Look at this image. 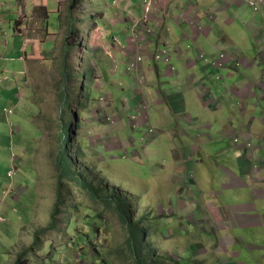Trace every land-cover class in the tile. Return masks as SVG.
<instances>
[{
  "label": "rangeland",
  "instance_id": "rangeland-1",
  "mask_svg": "<svg viewBox=\"0 0 264 264\" xmlns=\"http://www.w3.org/2000/svg\"><path fill=\"white\" fill-rule=\"evenodd\" d=\"M1 1L0 10L14 9L6 6V1L10 0ZM171 1L173 4L164 5L166 0H155L148 8L141 0L139 16L128 15L121 24L113 21L114 12L103 6L101 0H78L74 7L70 6L71 0H67V11L65 0H54L47 7L49 16L43 26L40 19L37 20L41 26L37 34L41 39L35 43V49L29 46L35 30L34 15L24 13L23 28L11 25L6 28L0 38L3 69L0 77L7 76V80L3 79L6 80L3 88L21 86L23 101L4 98L0 105V108L6 106L14 110L5 118L8 124L0 128V199H3L0 203V264H138L127 220L138 233L142 264H264V157L255 160L259 158V148L264 147V128L250 127L248 123L249 129H245L239 123L231 127L230 136L215 133L210 130L211 122L202 120L205 110L196 111L200 105L185 111L186 107L177 103L178 96L184 95L183 100L188 95L189 85L199 75V64L203 61L202 65L210 68L205 72L210 74L205 75L207 88L227 86L235 77L245 80L244 95L234 98L232 103L247 101L254 105L257 109L254 115L259 116L256 121L261 122L264 119V78L253 79L241 55H234L245 46L240 40L234 44L236 51L230 50L220 60L222 52L205 53L202 59L193 60L206 47L198 43L200 38H187L193 47L185 41L186 49L194 56L190 66L184 65L181 37L185 32L178 16L181 1ZM238 3L241 6L225 7L227 30H236L237 26L242 29L240 35L248 39L253 51L257 50L249 60H256L253 68L263 77L264 0H239ZM206 6L216 5L210 1ZM76 10L80 14L76 15ZM223 10L207 12L202 29L211 32L217 29L218 36L223 35L225 39L232 34L222 31ZM241 11H247L242 13L247 14L245 29L240 24L244 17H228ZM5 14L2 12L0 20ZM22 15L10 14L8 22H22ZM48 21H51L50 26ZM174 25L178 30H174ZM100 28H106L104 31L109 37L125 29L118 32L119 39L138 41L139 55L133 57L125 53L128 57L118 61L111 55L106 38L99 37L103 35ZM81 30L96 32L97 38L87 41V33ZM15 32H19L18 36ZM69 43L73 46L70 51ZM203 43L209 47L207 41ZM27 61L30 62L25 69L28 88H23L25 77L20 70ZM18 64L20 69H15L13 74L11 70ZM117 66L118 72H112ZM153 68L161 73L154 87L153 81L143 82L145 76L153 74ZM134 71L138 75L133 82L137 93L131 84L117 81L119 77H130ZM248 82L252 90L247 87ZM145 86L150 87V94H142L141 87ZM153 98H157V102H153ZM172 99L177 105L174 115H170ZM62 100H70L72 104L63 107ZM187 114L202 120L201 126L192 130L190 126L197 123L187 122L183 125L190 132L187 141L170 140L169 134L181 136L179 130L173 129ZM130 122H137L130 130L128 126L120 131L110 130ZM137 127L142 133L137 146L132 150L121 149V140L116 137L129 136ZM150 128L154 133H149ZM244 130L248 133L243 139L256 135L238 144L241 139L238 134ZM161 136L158 145L153 140L146 141ZM225 139H231L230 148L238 145L237 148L250 155L252 165L246 171L232 173L240 153L231 151ZM178 141H183L182 148L171 149ZM142 145H146L145 151ZM223 146L228 149L227 153L215 157ZM113 147L115 153L107 152ZM157 148L158 153H151ZM66 149L72 153L61 160L63 174L71 173L68 166L72 165L96 187L97 194L92 192L91 197L74 179L59 178L62 171L57 167V160ZM133 155H137V161L130 159ZM240 173L252 179L251 185L250 181L237 177ZM226 174L230 179H224ZM11 182L12 187L8 188ZM4 189L7 194L3 198ZM105 201L111 205H106ZM59 203L62 205L58 207ZM56 213L58 229L38 234L35 243L36 231L48 226L50 217ZM20 257L23 260L19 261Z\"/></svg>",
  "mask_w": 264,
  "mask_h": 264
},
{
  "label": "crops",
  "instance_id": "crops-1",
  "mask_svg": "<svg viewBox=\"0 0 264 264\" xmlns=\"http://www.w3.org/2000/svg\"><path fill=\"white\" fill-rule=\"evenodd\" d=\"M5 1V0H3ZM54 0H10V1H6V6L8 5L9 7H14V9L12 11H2L0 10V15L2 14V12L6 13L4 18H2L0 20V38L5 35L6 32V28H8L10 25L16 28H23V26L26 24V21H24V13L28 14V15H34V21L35 23V30H34V34H31V37L29 39V43L31 45V49L32 48H36V42H38L41 39V36L39 34H37V32L41 29V26L39 24V22L37 21L38 19H40L42 26L43 23L46 21L47 17L49 16L47 11V7L51 4V2H53ZM111 1V2H110ZM101 0L102 5L107 7L108 9H110V11L114 12V22L116 23H123L124 18L127 17L128 15L131 14H135L139 16L140 13V8L138 7V4L140 5V1L141 0ZM171 0H166L164 5H168V4H173V2ZM179 1V0H178ZM181 1V8H179L180 10V15L179 16V20H180V27L182 28V30L185 32V35L182 38V42L181 44H184L183 46V50L185 55H184V61L183 64L186 66H190V60L191 57H193V52L191 50L186 49V46L189 45L190 47H193V45H191V41L187 42L186 39L187 38H200L201 42L198 41V43L201 46L206 47V50L204 52H200L198 56L193 57L194 59H202L201 57V53H211L213 55H217L218 53H221L223 51H225L226 53L229 54V51H236V47L234 46V44L237 42V40H240L244 43V47L243 48H239L237 50V52H234V55H241L242 61L245 63V68L249 71L252 72V77L253 79H261L264 78L261 77V73H259L258 71H255L253 67L256 66V60L250 61L249 57L252 55V53H254L255 51H257L256 49L253 51V47L249 44V41L246 37L241 36V31L242 29H240L239 26H237L236 30H227V26L228 23L225 21L224 18V13H225V7L229 6V5H239L241 6L240 3H238L239 0H180ZM212 2L213 5H216L214 7H208L206 6L209 2ZM1 0H0V4H1ZM10 3V5H9ZM157 3V2H156ZM163 5V6H164ZM35 7V11L31 12L32 7ZM156 6V5H155ZM157 7L159 9H162V7H159L157 5ZM57 9L61 10L62 8H59L56 6ZM221 8H224L223 13H222V18L220 20V22L222 23L221 26L224 27V30L222 29V31L225 32L229 31L230 34H232L231 36H227L224 39V36H218V30L215 29V32H211V31H204L202 28L204 27V24L206 23V19L207 17V12H210L212 10L215 11H219L221 10ZM1 9H3V7H1ZM78 9V8H77ZM68 10V3L67 0H65V11ZM128 10L129 13L126 11ZM79 12V13H76ZM75 14H80V11L76 10ZM243 12H247V11H241V12H233L232 15H228V17H237V16H241L244 17L243 22L240 23L243 25L244 27V22L247 19V14H242ZM10 14H17L18 16H23V20L22 22H19L16 24H12L14 23V21L12 22H8L9 21V15ZM75 14L72 15V18H74V16H76ZM174 16H176V14L174 13ZM30 18H32L30 16ZM112 21V23H114ZM89 24V23H88ZM47 25L50 26L51 25V21L47 22ZM18 26V27H17ZM55 26V25H54ZM86 25H84L85 27ZM201 26V28H200ZM32 27V26H31ZM90 27V24H89ZM89 27H86L87 30ZM174 30H178V26L174 25ZM209 27V26H207ZM210 28V27H209ZM101 29V30H100ZM99 30L102 32L103 31V35H99L100 38L105 37L106 38V42L109 44V49H110V53L112 56H115V58L118 61L125 60L128 56H133L135 54H138V50H139V45H138V41L136 40H129V41H125V39H119L120 36L118 35V32H125V29L122 28V30L118 31L117 33H115V37L113 35H111L112 38H116L118 39V41H114L111 37H109V34L106 33L104 30L106 28H100ZM211 29V28H210ZM245 29V27H244ZM261 29L263 30V26H261ZM212 30V29H211ZM82 33L85 30H81ZM80 31V34H81ZM180 31V30H179ZM87 33V41H95V39L97 38V33H92L90 31H85ZM15 34H17V32H15ZM210 34H215V35H211ZM181 35V34H180ZM18 36V34H17ZM21 36V34H20ZM149 36V35H146ZM108 38V39H107ZM220 39L219 43L215 42L213 44V42L215 40ZM24 40V38H23ZM224 40V42L222 41ZM185 41L187 43V45L185 44ZM193 44H194V40ZM203 41H207L208 42V46L209 47H215L213 49L207 47ZM218 43V44H217ZM115 44H118V46H115ZM112 45L114 47H112ZM121 49V51H120ZM213 50H216L213 52ZM253 51V52H252ZM126 53V54H125ZM1 54V53H0ZM19 55V54H17ZM139 55V54H138ZM146 55V54H145ZM253 57H255V54L253 55ZM1 59L0 58V71L3 70L2 68V63H1ZM28 60V59H27ZM18 63V60H16ZM19 64L22 65V62H20ZM19 64L16 68L12 69L11 72L14 74L16 73L15 69H20L19 68ZM30 62L27 61L24 63V69L20 70L21 72V76L23 73V76L25 77V82L23 85L24 87H27L26 83H28L29 78L26 75V71L25 69L29 66ZM203 61H200L199 64V75H196L195 78L196 80H194L193 84H190L189 87V93L188 95H186L184 97L183 100H181L182 96H178L177 98H179L180 101H178V105L182 106V107H186L184 110L185 111H189L191 109V107H193L192 109H196L199 105L201 106V108L196 109V111H202L205 113L202 115V120H206L208 122H211L210 124V130H213V132L215 133H223L226 136H230L233 133V129L231 128L233 125H237L239 123H242V125H244L245 129H249L248 127V123H250V127H253L254 125H257L258 128H264V119L261 120V122L256 121V116L254 115V113L257 111V109L255 108L254 105H251L250 103H247V101H242L241 103H232L234 102V98L236 97H241L244 95V92L242 89L243 88V82L245 80L239 79V77H235L233 79V82L227 86H215L213 85L212 87H208V83L204 82L205 81V75H210V74H205V72H207L210 68L209 67H204L203 65ZM123 68L125 67V65H122ZM119 70V66H117V68L115 70H113L112 72H118ZM110 72V73H112ZM110 75V74H108ZM107 75V77H108ZM161 75V73L153 68V74H151V76H145L143 82H149V81H153V85L152 87H154L156 84H158L159 82L156 80V77L160 78L159 76ZM137 73L134 71L132 73V75L128 78L126 77H119L117 79L118 82H126L129 83L133 86L134 89V93H137V89L134 85V80H136L137 78ZM238 76H241V74L239 73ZM106 77V78H107ZM164 77V76H162ZM28 78V79H27ZM190 81H193V79L189 78ZM188 79V80H189ZM197 79H201L202 82L204 83H198ZM156 80V81H155ZM206 83V84H205ZM165 86V84H163ZM255 86H257L258 84H254ZM202 86H206L205 89H202ZM5 87V85L0 86V94L3 96H0V105L1 102L3 101L4 98H9L10 99H18V101H23V94L20 93V89L19 87H14L17 89V93H16V89L13 88H3ZM247 87L252 90L253 87L251 85L250 82L247 83ZM28 88V87H27ZM142 88V94L146 95V94H150L149 93V86H145L144 88ZM218 88V89H217ZM3 90H6V92H3ZM28 90V89H26ZM23 91V90H22ZM203 92H204V96H203ZM152 95V94H151ZM181 95V94H179ZM28 94H25V98H27ZM153 96V95H152ZM151 96V97H152ZM218 96V97H216ZM150 97V96H149ZM159 99V96H158ZM160 101V100H159ZM153 102H157V98H153ZM176 100L172 99L169 104L171 103V106L173 107V109H171L170 115H174L175 113L177 114L175 107H177V105H175ZM161 103V102H160ZM191 103V104H190ZM161 105L163 107H165L166 105H164L163 103H161ZM234 105V106H233ZM4 107L0 108V128L3 124H8V120H6L5 118L8 116L5 111H4ZM160 109V107H158ZM245 109V110H244ZM134 111V110H133ZM249 111V112H248ZM1 112H4L1 113ZM111 113V111H109ZM242 116L245 117V119L242 118ZM202 120H200L198 117H192V115L187 114V116L185 117V119H181L179 120V125L178 127H176L175 129H173V131L175 130H179L180 131V137L176 134H169V136L167 135V137L171 140V139H179L182 138L183 140L187 141V137H189V133L188 131L185 130V127L183 125L186 126L187 122L190 123H197V126L192 127V125L190 126V129L194 130L197 127L201 126V122ZM143 120H140V123H142ZM164 123V122H162ZM137 122H130V124L128 123V125L126 126H118V127H113L110 128V130H117L120 131L121 129L125 128L128 126V129L130 130L131 128H133L134 126H136ZM11 126H13L11 124ZM246 133H248V131H243L242 133H239V137L241 138L238 142V144L240 143H244L245 141H249L252 137H254L255 135L252 136V134L247 137V138H242L246 135ZM242 134V135H241ZM142 137V133L140 132V128H136L134 132H132L129 136L126 137H120L117 136L116 138L121 140V145L122 148L121 149H134L135 146H137V141L141 140ZM171 137V138H170ZM140 138V139H139ZM160 139H162V136L159 139H151L153 141H155L156 145H158L157 141H159ZM231 139H225V143L229 146H231ZM149 141V140H148ZM166 141V140H163ZM143 142V141H142ZM183 145V141H178L174 144V147H171L176 149V151L178 149H181ZM167 147H170L169 145ZM237 146H235L234 148H230L231 151H234L235 154L239 151L240 155H238V161L236 162V164L234 165L235 168V172H232L236 175L237 172H243L246 171L250 165H252V161L250 162L251 158L249 157L250 155L246 152V151H241L239 148H237ZM141 149H143L144 151L147 149L146 145H142ZM116 149L113 147L112 149L108 150L107 152H114ZM221 153L214 155L215 157H217L218 155L227 153V148L226 147H222L221 149ZM238 150V151H237ZM264 147L259 148V158L255 159V160H260L264 157V153H263ZM126 151V150H125ZM159 149L157 148L155 151H151V153H158ZM115 153V152H114ZM209 156V155H208ZM237 156V155H236ZM137 155H133L130 157V159H133L135 161H137L138 159L136 158ZM128 159V158H127ZM141 159V158H139ZM242 164H244V166H242ZM10 171V170H9ZM78 174V173H77ZM246 173H240L239 175H237V177L239 179H241L242 181H250V185L252 183V179L251 178H247L245 177ZM242 175V176H240ZM224 179H230L228 177V174L225 175ZM248 184V185H249ZM12 187V182L9 184L8 188ZM229 188V187H227ZM6 189V188H5ZM5 189L2 191L3 193V198L5 197V195L7 194ZM233 189V188H232ZM12 198H15L14 196H12ZM3 201V199H0V203ZM120 202V201H119ZM104 203V202H103ZM263 219H264V212L262 214ZM262 224V223H261Z\"/></svg>",
  "mask_w": 264,
  "mask_h": 264
},
{
  "label": "trees",
  "instance_id": "trees-1",
  "mask_svg": "<svg viewBox=\"0 0 264 264\" xmlns=\"http://www.w3.org/2000/svg\"><path fill=\"white\" fill-rule=\"evenodd\" d=\"M78 2V0H71V3H70V6L71 7H74L75 4ZM18 27V26H17ZM73 46L71 45V43H69L67 45V48L69 49L70 51V48H72ZM62 103H63V107H68L69 105L72 104V102L70 100H62ZM63 114H66V113H63ZM66 133V131H64ZM64 132H63V135H64ZM68 134V133H67ZM68 141V140H67ZM66 141V142H67ZM72 153V152H71ZM69 149H66L63 154L61 155V157L57 160V167L59 169V171L61 170L60 168V163H61V160L65 157H68L69 155H71ZM69 169L71 170V173H64L63 174V171H62V174H59V178L62 179V178H70V179H74L75 181L78 182L79 186L85 190H87L90 194V193H94V194H97L95 192H98V190L96 189V187L90 183V181H88L84 176H81L79 174L78 171H75V168L72 167V165H69L68 166ZM78 173V174H77ZM91 197H92V194H90ZM103 201L106 200L107 198H102ZM106 205H111V203L105 201ZM62 204H57V206H61ZM55 211H58L55 209ZM122 210H120V214H121ZM55 216H57V218H55ZM121 217V215H120ZM123 220L126 219L124 217H121ZM127 225L129 226V231H130V236H129V239H130V242H131V245H132V248H133V251H134V254H135V258L138 262V264H142V259H141V254H140V249H139V245H138V242L137 240H139V237H138V233L135 232L134 230V227L128 222L127 220ZM58 229V214H54L52 217H50V221L48 223V226L44 227V228H41L39 230L36 231V239H35V243L38 241V234L40 233H45V232H49L51 230H56ZM37 246H39V244H36ZM27 251H30V250H27ZM20 260H23V257H20L19 258V261ZM18 262V261H17ZM20 263H24V262H19L18 264ZM16 264V263H15Z\"/></svg>",
  "mask_w": 264,
  "mask_h": 264
},
{
  "label": "bare ground",
  "instance_id": "bare-ground-1",
  "mask_svg": "<svg viewBox=\"0 0 264 264\" xmlns=\"http://www.w3.org/2000/svg\"><path fill=\"white\" fill-rule=\"evenodd\" d=\"M154 3H151L150 4V6L151 5H153ZM17 34H19V32H17ZM21 34V33H20ZM72 45V44H71ZM225 51H223L221 54H220V58H219V60L220 59H222L224 56H225ZM203 54L204 53H201V57H203ZM25 58V56L24 55H22L21 56V59H24ZM4 78H6V80H7V76H1L0 77V83H2L3 85H6V80H3ZM21 88V86H19V89ZM149 133H154V130L153 129H149ZM14 172V166H12V169L9 171V175L12 177V173Z\"/></svg>",
  "mask_w": 264,
  "mask_h": 264
},
{
  "label": "clouds",
  "instance_id": "clouds-1",
  "mask_svg": "<svg viewBox=\"0 0 264 264\" xmlns=\"http://www.w3.org/2000/svg\"><path fill=\"white\" fill-rule=\"evenodd\" d=\"M5 109H6V114L7 115H9V114H11V113H13L14 112V110H13V108H7V107H4ZM148 140H151V139H147L146 141H148Z\"/></svg>",
  "mask_w": 264,
  "mask_h": 264
},
{
  "label": "built area",
  "instance_id": "built-area-1",
  "mask_svg": "<svg viewBox=\"0 0 264 264\" xmlns=\"http://www.w3.org/2000/svg\"><path fill=\"white\" fill-rule=\"evenodd\" d=\"M145 1V4H146V6L149 8V6H150V4L151 3H154L155 2V0H144Z\"/></svg>",
  "mask_w": 264,
  "mask_h": 264
}]
</instances>
